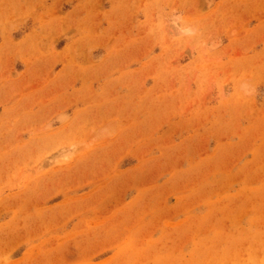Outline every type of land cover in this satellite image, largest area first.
Here are the masks:
<instances>
[{
  "label": "rangeland",
  "instance_id": "374dc122",
  "mask_svg": "<svg viewBox=\"0 0 264 264\" xmlns=\"http://www.w3.org/2000/svg\"><path fill=\"white\" fill-rule=\"evenodd\" d=\"M0 264H264V0H0Z\"/></svg>",
  "mask_w": 264,
  "mask_h": 264
}]
</instances>
